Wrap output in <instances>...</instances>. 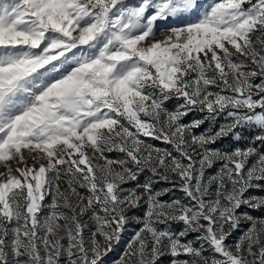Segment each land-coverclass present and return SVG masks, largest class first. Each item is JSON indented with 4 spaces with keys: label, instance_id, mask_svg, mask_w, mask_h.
I'll return each instance as SVG.
<instances>
[{
    "label": "snow or ice",
    "instance_id": "6c2138e0",
    "mask_svg": "<svg viewBox=\"0 0 264 264\" xmlns=\"http://www.w3.org/2000/svg\"><path fill=\"white\" fill-rule=\"evenodd\" d=\"M0 169V264H264V0H0Z\"/></svg>",
    "mask_w": 264,
    "mask_h": 264
},
{
    "label": "rangeland",
    "instance_id": "374dc122",
    "mask_svg": "<svg viewBox=\"0 0 264 264\" xmlns=\"http://www.w3.org/2000/svg\"><path fill=\"white\" fill-rule=\"evenodd\" d=\"M173 104L175 103V101L172 102ZM172 104L169 105V107H171ZM195 116V118H200V115L199 114H192V115H189L188 117L185 118V123H187L189 120L193 119ZM225 122L224 120V117H220V119L217 121V126H219L220 123H223ZM204 127H207V123L204 125ZM202 130V129H201ZM251 133H246V135H250ZM247 141H244L242 142V145L243 146ZM157 144V146H160V147H165V145L163 144H160L159 142H154ZM231 144V140L230 139H227V140H224L222 142H220L219 144L216 145V147H224V148H227L229 147V145ZM234 146V145H233ZM112 156H116V155H122V154H117V153H112L111 154ZM219 165H217L218 167ZM2 170V169H0ZM143 179V177H141ZM159 187V186H158ZM176 195H180L179 192L176 193ZM74 199V198H73ZM164 199H168V197H164ZM253 215H261V213H253ZM89 226H91V221H89ZM138 227V226H137ZM175 227L179 228V225H176ZM132 235V231L131 229L127 232H125L124 234V237L121 241V243L116 247V250L114 252H111L106 258V264H112L113 261H116L121 252L123 251V248H124V244L125 242H127V240L131 237ZM191 238V237H190ZM167 259V258H166Z\"/></svg>",
    "mask_w": 264,
    "mask_h": 264
}]
</instances>
